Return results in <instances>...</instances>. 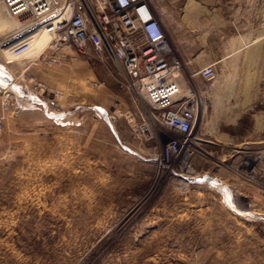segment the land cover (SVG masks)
<instances>
[{"label":"rangeland","instance_id":"1","mask_svg":"<svg viewBox=\"0 0 264 264\" xmlns=\"http://www.w3.org/2000/svg\"><path fill=\"white\" fill-rule=\"evenodd\" d=\"M150 1L201 98L192 148L164 166L133 136L149 105L110 60L0 50V264H264V199L239 173L264 171V0Z\"/></svg>","mask_w":264,"mask_h":264},{"label":"built area","instance_id":"2","mask_svg":"<svg viewBox=\"0 0 264 264\" xmlns=\"http://www.w3.org/2000/svg\"><path fill=\"white\" fill-rule=\"evenodd\" d=\"M1 2L8 17L19 22L2 37L1 47L6 46L12 55L22 57L31 49L38 33L46 31L51 42L35 57L44 63H57L61 58L57 50L71 46L80 54L91 53L102 61L110 60L122 71L120 87L149 105L145 111L134 100L136 108L130 127L133 136L160 142L159 162L164 166L171 165L183 153L188 155L198 125L200 97L193 85L184 83L180 75L182 63L150 0ZM199 73L209 80L215 68L207 64ZM2 93L7 99L12 96L9 90ZM12 105L4 102L3 108L7 110ZM151 121L157 123L154 131ZM2 128L0 115V131ZM239 173L264 199V171L241 166Z\"/></svg>","mask_w":264,"mask_h":264},{"label":"bare ground","instance_id":"3","mask_svg":"<svg viewBox=\"0 0 264 264\" xmlns=\"http://www.w3.org/2000/svg\"><path fill=\"white\" fill-rule=\"evenodd\" d=\"M3 5L2 2L0 0V34H4V33H8L11 30H13L14 28H16L17 26H19V22L13 18H9L8 15L5 13V11L3 10ZM264 36V35H263ZM51 35L46 32V31H40L38 33V35L36 36V38L34 39V41L32 42V46L31 49L29 51H27L22 57L19 56H14L12 55L7 49L6 46H2L1 42L2 39H0V50L2 51L3 56L5 57V62L9 63V62H13V59L17 58H23V57H33L35 58L36 55L43 50L47 45L50 44L51 42ZM258 39V38H257ZM248 44V43H247ZM242 49V48H241ZM238 51V50H237ZM34 60V59H33ZM27 61V60H26ZM183 78V77H182ZM200 97V96H199ZM201 101V98H200ZM202 106V105H201ZM202 110V108H201ZM200 110V111H201ZM147 111V110H146ZM204 112V111H203ZM202 113V112H201ZM199 118V116H198ZM198 118H197V122L196 125L198 124ZM202 119V118H200ZM235 198V197H234ZM239 198H235V202H236V206L240 209L243 210V208L245 207V205L243 203H241L239 200ZM245 209V208H244Z\"/></svg>","mask_w":264,"mask_h":264},{"label":"water","instance_id":"4","mask_svg":"<svg viewBox=\"0 0 264 264\" xmlns=\"http://www.w3.org/2000/svg\"><path fill=\"white\" fill-rule=\"evenodd\" d=\"M233 209V208H232Z\"/></svg>","mask_w":264,"mask_h":264}]
</instances>
